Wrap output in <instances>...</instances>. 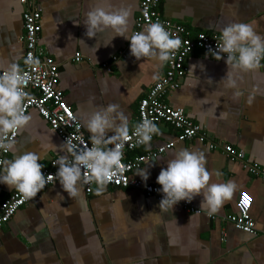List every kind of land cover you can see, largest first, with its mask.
<instances>
[{"label":"crops","instance_id":"0c3cea01","mask_svg":"<svg viewBox=\"0 0 264 264\" xmlns=\"http://www.w3.org/2000/svg\"><path fill=\"white\" fill-rule=\"evenodd\" d=\"M140 1L37 0L41 16L36 52L56 64L58 89L87 141L84 122L109 104L117 105L126 117L130 134L137 123L139 101L165 72L166 63L160 64L155 57H132L129 42L114 37L111 29L91 39L84 36L85 13L106 7L129 9L125 36L130 37ZM25 10L18 0H0V70L9 63L23 67ZM158 13L192 33L219 35L226 25L245 22L264 37V0H161ZM77 53L80 62L73 60ZM191 66H195L194 77L188 71ZM185 68L179 88L167 93L162 102L184 110L189 122L218 146L234 148L240 159L230 161L220 149L210 150L196 139L179 141L173 127L160 123V134L150 145L126 153L125 160L133 161L173 142L172 149L130 174L141 180L137 174L146 169L148 179L141 181L159 188L156 177L174 152L200 153L210 174L209 184L234 185L212 218L199 208L200 196L191 202L202 214L192 215L175 206L160 210L153 199L132 188L105 187L97 194L94 185L86 195L80 182L78 195L68 198L56 181L2 227L0 264H264V68L236 73L235 90L222 86L227 71L224 59L216 61L196 50L186 57ZM233 91H239L238 98L233 99ZM26 115L30 119L19 129L5 161L14 154L32 152L43 171L51 160L65 155L59 149L63 141L35 109ZM14 192L0 185V201ZM240 202L250 205L255 236L236 230L227 220L237 213Z\"/></svg>","mask_w":264,"mask_h":264},{"label":"clouds","instance_id":"9594fccd","mask_svg":"<svg viewBox=\"0 0 264 264\" xmlns=\"http://www.w3.org/2000/svg\"><path fill=\"white\" fill-rule=\"evenodd\" d=\"M129 15L127 8H92L85 13L84 36L91 39L98 32L111 29L116 33L114 37H123L129 42V54L136 60L155 57L160 64L169 62L181 44L180 39L170 34L158 21L149 23L130 37L125 36ZM208 52L216 61L223 57L227 71L221 80L222 86L226 90H235L238 87L236 73L256 69L260 59L264 58V37L255 33L249 23L228 24L220 30L215 51L209 49ZM31 63L35 64V61ZM194 68L195 66H191L188 70L193 77ZM28 82V73L17 63H9L0 70V138L15 133L28 123L30 117L22 111V102L26 97L24 89ZM239 95V91L232 93L233 99ZM251 99L250 95L248 103H251ZM117 107L109 104L89 115L83 124L88 133L87 145L81 134L66 138L59 146L65 155L56 160L54 175L68 198L78 195V184L84 179L85 171L87 182L94 183L95 191L99 194L123 167L120 149L122 142L129 137V125L126 117L117 111ZM109 132L112 133L111 136L107 135ZM131 134L137 145L149 146L153 136L160 134V129L152 119L144 118L132 127ZM74 139L78 142H73ZM109 143L113 147L109 148ZM0 148L13 150V145L11 142L0 144ZM4 164L6 166L0 168V185L6 186L10 191L15 190L25 199L36 197L53 177V174L45 176L42 173L38 157L32 152L14 154ZM137 175L142 181L148 179L146 169ZM209 179L210 174L200 153L187 149L174 152L156 177L155 182L159 185L158 191L161 194L158 208L172 209L180 201L191 202L194 197L200 196L199 208L206 209L209 216L216 213L231 196L234 185L230 182L209 184Z\"/></svg>","mask_w":264,"mask_h":264},{"label":"built area","instance_id":"2783aa9c","mask_svg":"<svg viewBox=\"0 0 264 264\" xmlns=\"http://www.w3.org/2000/svg\"><path fill=\"white\" fill-rule=\"evenodd\" d=\"M161 0H141L140 12L134 21V32H138L146 27L151 22L161 23L170 34L178 37L181 41L178 49L175 50L174 57L166 63L164 74L159 80L149 88L144 98L141 99L137 106V123L142 119H152L157 126L164 123L173 127L177 131V139L179 141H189L196 139L200 144L205 145L210 150L220 149L227 159L234 161L240 159L239 153L229 145L218 146L212 142L207 135L202 133L199 128L188 121L186 113L182 109H174L166 106L162 99L163 97L179 88L183 80L186 68L185 59L193 51H200L212 57L208 52L209 49L215 51V44L219 35H206L203 33H192L188 29L174 22L162 18L158 13V7ZM18 2L26 7L22 14L24 25L23 43L25 45V53L23 58L22 70L28 73L29 82L24 91L26 97L22 102V111L26 113L30 109H35L44 121H46L52 131H54L60 139L64 140L68 137H77L83 135V142L85 145L88 141L82 130V126L78 119L72 113V110L64 101L63 93L58 89V69L51 58H44L37 54L36 47L40 34V8L37 6V0H18ZM124 57V56H123ZM223 59V57L221 58ZM74 62H80L81 56L77 53L74 55ZM27 61V63H26ZM35 61V64L31 63ZM106 67L105 65L103 66ZM259 67L264 68V58L259 61ZM106 71L110 69L106 67ZM15 133H9L6 137L0 138V144H7L11 142L15 144L17 136ZM155 136V135H154ZM154 136L152 140L154 139ZM151 140V141H152ZM73 142H78L75 139ZM109 148L113 147L112 143L107 145ZM145 145H137L135 137L129 134L127 140L122 142L121 164L123 165L116 174L110 179L105 187L120 188V189H135L142 192L147 198L153 199L159 203L161 194L158 187L145 184L141 180L130 177L133 171L138 170L142 164L155 160L163 155L166 151L174 147V143H166L156 149L147 151L144 155L135 157L133 161H126L125 154L133 151L138 147ZM9 154V149L0 148V168L4 166V161ZM56 160H51L47 168L42 173L47 176L53 174L51 180H48L45 187L37 193L36 197L32 199H25L23 196L14 192L8 198L0 201V230L8 223L13 215L24 205L36 199L44 190L55 183ZM244 167L252 173L256 170L244 163ZM84 179L81 181L82 187L86 195L91 194L94 183L87 182L86 171L83 173ZM192 215H200L202 211L196 209L192 202L180 201L174 205ZM207 218H212V215H206ZM227 220L232 226L245 234L255 236L257 234L254 222L250 216L249 203L240 202L238 204L237 213L227 217Z\"/></svg>","mask_w":264,"mask_h":264}]
</instances>
